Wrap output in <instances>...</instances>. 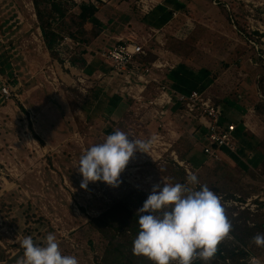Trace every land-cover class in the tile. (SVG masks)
<instances>
[{"label": "rangeland", "instance_id": "1", "mask_svg": "<svg viewBox=\"0 0 264 264\" xmlns=\"http://www.w3.org/2000/svg\"><path fill=\"white\" fill-rule=\"evenodd\" d=\"M190 3L197 8L189 13L191 24L187 23L188 29L184 30L187 37L180 43L175 42L174 47L193 75L203 68L217 73L206 91L212 99L220 102L225 96L238 102V106L246 104L247 109L254 110L248 113L247 131L258 139L264 138V117L261 118L254 107L264 98L256 82L264 71L259 60L261 56L264 59V0H192ZM33 12L36 13V8L32 0H0V67L9 66L0 74L11 76L12 67L22 82L26 76L30 77L25 57L33 54L30 50L36 46L30 31L35 26L30 17ZM89 28L98 29L92 23ZM222 62H228V67H223ZM193 75H185L186 87L194 81ZM67 84L60 85L65 87L62 91L43 88L48 101L58 105L55 94L59 92L75 102L82 100L81 93ZM88 111L24 110L16 99L0 104V264H11L12 260L22 263V239L30 236L35 243L43 245L49 233L56 237L62 255L75 256L78 264H99L105 240L89 227L90 218L101 214L116 200L131 201L139 195L147 196L154 184H172L167 176L174 161L171 150H175L179 159V153L188 145L192 147L190 152L201 148L195 140L196 133L191 130L198 129L194 123L176 118L182 134L171 146L166 128L157 126L168 117L151 121L147 114H142L140 121L132 112L127 115V121L119 119L116 129L137 133V140L157 138L158 145L149 149L155 148L162 153V158L152 161L146 153L142 158L140 152H136L120 173L117 186L95 181L82 188L76 164L90 145L104 140L103 128L110 120L100 113L102 110H92L89 114ZM140 130L144 132L141 134ZM198 131L200 142L202 131ZM189 153H186L187 159L192 156ZM204 160L201 165L189 163L193 167L192 174L218 196H223L225 191L250 196L264 187L262 161L250 150L239 159L246 162V167L230 158L218 161L206 157ZM187 184L193 185L190 181ZM249 211L261 216L264 206ZM259 234L264 235V228ZM248 248L264 260V246H257L253 241Z\"/></svg>", "mask_w": 264, "mask_h": 264}, {"label": "built area", "instance_id": "2", "mask_svg": "<svg viewBox=\"0 0 264 264\" xmlns=\"http://www.w3.org/2000/svg\"><path fill=\"white\" fill-rule=\"evenodd\" d=\"M68 1L74 4L85 2L97 8L108 0ZM132 3L141 14H147L155 6L154 0H133ZM32 14L33 17L31 15L30 17L34 20L35 26L30 31L34 34L32 36L35 47L45 45L36 13L33 12ZM173 15L175 16L176 12H173ZM79 45L80 42L77 39L61 33L54 47L57 52L55 60L38 69L41 74L48 72L46 75H42L53 85L54 90H59L60 85L66 82L60 76L61 72L73 79L76 77V81L68 82L67 85L72 84L74 86L79 83L81 85L79 88L82 91L91 81V77L82 69H78L79 73L73 72L76 68L73 67L70 58L77 53L76 49ZM150 54L153 56L152 59H148ZM95 55L99 56L109 67L107 72L99 71L96 78L104 81L105 84L117 83L119 93L133 100V114L135 117L138 116L140 121L143 117L142 114H147L151 121L168 117V119L157 123V126L166 128L168 134L174 127L172 126L170 109L175 105L177 109L175 115L178 119L193 122L198 126L197 130L202 131L204 142L201 149L208 158L221 160L222 149L238 155L240 144L235 135L236 123L223 115L220 104L203 91L191 89L188 92H183L168 84L166 73L174 68L176 62L166 46L163 29L149 28L148 31L139 34L135 39L116 38V42L109 46H102L95 52ZM9 73L12 75L0 74V104L16 99L24 110H30L26 104L28 94L25 88V80L22 82L19 74L12 67ZM27 73L30 77L34 76L28 71ZM248 110H251L252 113V109ZM243 125L248 126L245 121H243ZM138 126H141V122H138ZM169 126L171 127L169 128ZM132 133L129 135L137 140ZM153 135L157 136L155 133ZM157 142V138L152 139L151 146L158 145ZM140 154L143 156L142 158L145 157V152H140ZM171 155L173 160L184 168L187 175L192 174V167L188 162L178 160L172 151ZM146 156L148 160L157 161L162 158V153L151 148L148 149ZM219 197L223 199L222 195ZM224 202L227 205L234 204L240 209L249 210H253L257 206H264V187L259 193L245 197L244 201L239 200V195L236 194L234 198H229ZM244 264H264V260L253 253H249Z\"/></svg>", "mask_w": 264, "mask_h": 264}, {"label": "trees", "instance_id": "3", "mask_svg": "<svg viewBox=\"0 0 264 264\" xmlns=\"http://www.w3.org/2000/svg\"><path fill=\"white\" fill-rule=\"evenodd\" d=\"M32 2L36 8V16L44 37L45 45L53 56H57V52L54 50V47L61 33L68 34L75 39L81 40L85 36L84 25L86 22L95 23L94 26L98 27L96 31L90 30L92 35H97V33L100 31V25L96 23V18L94 17L97 9L89 3L81 2L77 6V10H73L72 7L74 6V3L71 2V4H69L70 1L68 0H32ZM154 8L155 6L150 11H152ZM67 14H69L68 18L66 16ZM141 15L145 16L146 14ZM147 23L150 22L147 21ZM187 23V21L177 19L171 25L168 24L166 27L159 28L163 29L166 37L167 48L174 53L178 52L179 54L180 52L176 46L174 47L175 42L180 43L187 37L186 31H184L188 29ZM80 58L81 57L72 55L70 61L71 63H77L81 66L84 63V59L81 58L82 60L79 61ZM152 58L153 56L150 54L148 59ZM259 60L261 62V67L263 68L264 59L262 56L259 58ZM222 63L223 67H228L229 65L228 62ZM7 67L9 68L8 65H6L5 68L0 67V72L8 69ZM10 71L11 68L9 69V72ZM193 73L194 72L192 70L187 69L183 75L178 76V71H176L173 73V76L175 74L174 78L177 80V83L180 82L183 84L186 78L185 75H193ZM216 76L217 73L203 68V70L196 73V75L191 76L194 78V81L192 83L190 82L188 88H181L179 85L178 90L183 92H188L191 89L203 91L213 82ZM176 82L174 81V84ZM256 82L258 84V90H261L264 94V71L260 72ZM174 87L176 88L177 86ZM246 92H243V94ZM249 94H251V92ZM214 101L220 104L222 113L223 110L234 109L233 107L238 104L237 102L230 101V99L227 98V100L224 101L227 108H224V105L221 104L223 103L222 101ZM172 107H175L176 109L175 105ZM239 107L245 110L247 105L243 104V106L240 105ZM254 107L259 113V116L263 118L264 98L258 100L254 104ZM223 115L225 116L224 113ZM241 116L242 112L234 120L236 122L235 135L237 137L238 143L240 144L238 155L228 153L222 149L221 160L225 159V155H229L231 156L232 160L238 161L240 164H242V166L246 167V162H242L239 159L245 154L246 150H250V152L253 154L259 155L262 161V169L264 172V138L258 139L254 137L253 134L248 132L247 128L242 124L243 119ZM253 139H255V141H253ZM201 153L204 154L202 149ZM179 155L180 157L182 156L180 153ZM171 164L172 168L170 174H167V176L172 184L181 183L195 190H198L201 185H206L204 182L199 181L193 185L187 184V177L189 175H187L184 168L175 161H173ZM99 183L104 184L105 182L99 181ZM236 194L239 195V200L241 201H244L245 197H247L236 192L225 191L223 193V199H220V203L224 209V215L231 225L229 233L218 242L216 246V252L211 258L205 261L197 254L193 256L191 264H244V261L247 259L249 253H253L249 250V248L247 249V247L253 242V237L259 234L264 228V219H261L262 217L264 218V214L260 216L257 212L252 213L249 211V209H238V207L235 205L228 206L224 202L229 198H234ZM146 198L147 196L139 195L134 199L135 201H126L121 199L116 200L101 214L90 218L89 227L91 229L93 228L97 230L101 237L105 240V243L102 244L103 252L101 256V262H99V264H155V262L146 255L136 254L132 250L133 239L136 237L139 231L137 218L140 215V212L138 209L141 208L143 201ZM122 234H125V238L121 237ZM229 236L231 237L230 239H228ZM123 238L124 240H122ZM198 251L199 250H197V252ZM16 263L17 261L13 260L11 262V264ZM169 264L178 263L174 260H170Z\"/></svg>", "mask_w": 264, "mask_h": 264}, {"label": "clouds", "instance_id": "4", "mask_svg": "<svg viewBox=\"0 0 264 264\" xmlns=\"http://www.w3.org/2000/svg\"><path fill=\"white\" fill-rule=\"evenodd\" d=\"M151 144L152 139L136 140L120 130L106 135L102 142L90 145L76 164L82 177L81 187L95 181L117 186L120 173L134 153H148ZM187 179L192 184L197 182L194 174ZM138 210L139 231L132 250L155 264H169L170 260L191 264L197 254L206 261L231 227L220 197L207 185L195 190L181 183L154 184ZM253 241L264 246V235L257 234ZM20 244L24 249L22 264H78L75 256L61 254L54 234L49 233L43 245L30 236H25Z\"/></svg>", "mask_w": 264, "mask_h": 264}, {"label": "crops", "instance_id": "5", "mask_svg": "<svg viewBox=\"0 0 264 264\" xmlns=\"http://www.w3.org/2000/svg\"><path fill=\"white\" fill-rule=\"evenodd\" d=\"M132 1L133 0H108L106 3H102L101 5H99L96 8L97 10L94 14L96 23L100 25V31L97 33V35H92L90 32L89 24H91L92 22H86V24L84 25L85 36L81 40L77 39L80 42V45L77 47V53L75 54V56L84 59V63L81 66L77 63H72L73 67L76 68V70H73L74 73H79L78 69H82L84 73L91 77V81L88 82L87 86L84 89L85 93H82L84 90L81 91V88H79V86L81 85L75 82L76 84L74 85V88L77 90V93H81V95L83 96L82 100L80 99V101L75 102V99H72L71 97V99H69L60 92L55 94V98L58 97V99L56 100L57 104L61 103L62 105H56L55 103H51L48 101V98L46 96L47 94L45 93L43 88L48 91L54 90V88L53 85L49 83L41 73H38V69L41 66L50 64L55 60L56 56H53L44 44L42 46L34 47L30 50L31 52H33V54H31L27 58L25 57V61L27 63L25 64L26 70L34 75L33 77L26 76L25 79V88L28 94L26 99L27 101L29 100L28 103L26 101V104L28 105L30 110H89L88 114L89 112H92V110H102L100 113L110 119L109 121H107V125L103 128L105 136L117 130L116 128L119 119H126L127 121V115H130V113H132L134 110L133 100L119 93L117 83L110 82L105 84L104 81L102 82L100 79L96 78V74L99 71L107 72L109 67L102 61L99 56L95 55V52L98 51L102 46H109L112 43L116 42V38L135 39L139 36V34H143L144 32H146V30H148L150 27H166L168 24L171 25L177 19L187 21L191 24L192 18L189 16V13L191 9L195 11V9L197 8V5H193L190 3L192 0H154L155 8L145 16H142L135 5L132 3ZM73 5L74 10H77V6L79 4ZM173 12H176L175 16L173 15ZM145 17L147 18L144 22L142 20ZM147 21H149L150 23H147ZM92 25H95V23H92ZM140 31L143 32L139 33ZM170 52L172 53L173 60L176 63L174 68L166 73V78L168 84L172 87L177 86L176 88H174L178 90L179 85L181 88L186 86L184 84H181L180 82L177 83V80L174 78L175 74L173 76V73L178 71V76H181L186 72L188 68L186 67V61L182 60L183 57L181 58L182 55L180 53H174L171 50ZM81 58L79 59V61L82 60ZM36 75L40 76L36 78ZM60 76L65 79L67 83L74 81L73 78L64 75L63 72L60 73ZM174 81L176 82L175 84ZM66 82L65 84H67ZM212 83L203 90L205 94H207L206 91L212 85ZM63 88L65 87H61L59 90L62 91ZM225 100H227L225 96L221 97V101L223 102L222 104L224 105L222 106L224 108H227L224 102ZM69 103H72L71 106ZM233 108L234 109L231 110H223L225 116L232 121H234L235 118L240 115L239 111L240 109H242L238 106V104ZM250 111L251 110H248L247 107L242 111L241 118L247 123V125L249 121L248 113L251 114ZM253 111L254 110H252V113ZM170 112L172 123L176 122L174 124V127L171 128V132H168V135L171 137L170 141L172 146V143L175 144L178 139H180L182 129H180L181 126L179 123L177 124L176 121V118L178 119V117L175 115L177 109H175V107H172L170 109ZM95 119L98 120L97 118ZM112 121H114L115 123L112 124ZM193 128L194 129L191 130L194 131L193 133H196V137L198 138L199 131L196 130L195 127ZM142 132L144 131L140 130L139 133L142 134ZM134 135L136 136L138 134L135 133ZM197 138L195 140H197V143L202 147L203 143L200 142H204L203 136L200 142H198ZM192 142L193 145L196 144L194 140ZM190 146L191 144L187 146V149L184 152L180 153L182 154V156L180 157L179 155V157L182 159L179 158L178 160H182L193 165L194 163L197 165L200 163H204V159H206L207 156L201 153V148L196 152H190L192 151V147L189 149ZM171 151L175 153L174 149H172ZM186 153H189V156H191L190 154H192V156L188 157L187 159ZM200 155L202 157H200ZM224 157L232 159L229 155H225Z\"/></svg>", "mask_w": 264, "mask_h": 264}]
</instances>
